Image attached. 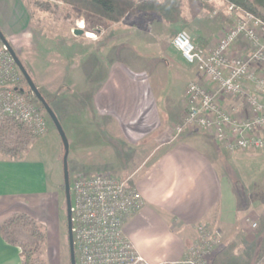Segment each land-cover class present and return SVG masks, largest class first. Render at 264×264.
<instances>
[{"label":"rangeland","instance_id":"1","mask_svg":"<svg viewBox=\"0 0 264 264\" xmlns=\"http://www.w3.org/2000/svg\"><path fill=\"white\" fill-rule=\"evenodd\" d=\"M41 1L56 6L55 9L52 7L49 10H42L36 6L35 0H30L29 4L31 27L34 30L33 33L38 36L37 41L50 62L49 68L52 77L45 76L47 81L34 80L33 77L32 80L56 115L67 138L69 182L73 176L80 172H102L125 180L136 188L134 182L150 164V160H154L160 155L161 151L169 144L179 139L189 140L213 161L218 173L232 186L239 198V203L237 207L238 226L235 229L224 235L218 226L206 223L197 224L194 227V235L185 247L186 250L197 239V226L202 225L219 231L221 238L220 246L208 256V264L216 251L225 246L233 254L243 257L247 264H264V227L261 228L258 222L260 212L264 211V151L237 150L228 152L214 140L212 135L197 126L186 127L177 134L176 128L186 113L184 93L177 105L176 114H180L177 118H157L154 115L145 120V126L141 125V119H137L136 123L130 125L131 141L127 139L121 141V138L107 136L104 143L102 138L99 139L95 137L96 135L87 133L82 129V121L86 123L87 131H93V129L96 130L94 125L97 124V120L93 122L94 124L91 122L92 126L89 127L88 119L77 118L81 117L80 111L75 112L77 119H72L70 121L72 124H67L74 113L71 111L72 99L77 98V103L74 104L79 107V110L86 107L87 104H81L83 101H81L80 95L76 97L61 80L63 77L57 78L58 80H55L54 77L57 72L66 74L70 70L72 62H76L77 51L92 50L104 45L110 46L114 41V36L122 37L119 41L122 49L135 58V64H123L129 68H135L138 60L136 54L139 58L141 56L144 59L146 58L145 54L150 51L158 49L160 46L164 48L170 45L177 32L185 31L190 35L189 30L183 27L178 20L168 22L158 16L148 19L142 17L138 12L127 14L119 21H109L96 13L77 8L61 0ZM181 2V14L183 10H187L191 13L210 15L211 10L203 8L204 12L198 3L189 5L187 0ZM227 14L226 18L231 21L232 26V18L235 16H232L229 10ZM80 21L84 23L85 33L90 32L93 37H86L85 33L79 37L74 36L72 30L77 28ZM242 39L236 43L237 48L242 51L247 49L248 53V45ZM9 45L20 60L19 57H23V54H21L22 56L19 54L17 44ZM33 59L36 60L38 71L42 75L45 72V67H43L41 57L34 56ZM20 62L26 71L30 72L26 64L21 60ZM139 62L141 61L138 60L137 65L143 66ZM259 68L256 71L262 72V69ZM185 69L187 72L186 86L191 82L203 84V80L206 81V78L197 71L198 75L195 73L196 69L193 66L187 65ZM123 71L131 79L145 80L148 75L147 71L130 72L124 66ZM23 89L28 90L25 80ZM223 95L222 99L226 105H229L225 110L236 108L237 115L240 117H250V109H246L248 107L242 99ZM35 103L39 105L37 100ZM75 105H73L74 108ZM44 114L47 119V128L41 137L32 136L25 128L16 124H6L0 127V158L24 159L41 163L46 171L40 191L9 200L11 206L0 214V228L3 236L11 243L16 244L20 252H31L29 264H70L62 168L64 150L53 122L45 111ZM143 129L147 132L144 134L138 132ZM116 144L120 146V150ZM147 158L148 162L142 166L143 161ZM242 218H244L243 223ZM253 224H255L254 227ZM173 227L178 228L176 225ZM143 264L146 262L144 261Z\"/></svg>","mask_w":264,"mask_h":264},{"label":"crops","instance_id":"2","mask_svg":"<svg viewBox=\"0 0 264 264\" xmlns=\"http://www.w3.org/2000/svg\"><path fill=\"white\" fill-rule=\"evenodd\" d=\"M187 1L189 5L198 3L202 10L208 6L213 8L209 16L183 10L178 19L189 30V36L198 48L210 50L231 26V21L226 18L229 4L224 0ZM29 4L30 0H0V32L9 44H17L19 54H23L19 58L34 80L47 81L45 76L52 77L50 62L37 41L38 36L33 33ZM120 39L122 37L114 36L110 46L77 51L76 62H72L70 70L54 75L55 80L63 77L61 80L76 97L80 95L81 104H87L79 110L75 105L77 98H73L71 111L74 113L67 124H72V119L82 118L88 119L90 127L91 122L97 120L96 130L87 131L84 121L82 129L102 138L103 142L107 136L131 141L130 125L137 119L145 126L144 122L150 116L177 118L180 115L176 114L177 105L187 82L185 68L188 64L171 44L150 51L144 59L136 54L143 66L137 65V60L136 67L129 68L123 63L135 64V58L122 49ZM239 40L228 51L230 56L240 57L247 53V49L237 48ZM34 56L41 57L45 67L42 75ZM123 66L130 72L147 71V78H128ZM258 67L255 65L254 71ZM203 82L206 88L213 89L209 82ZM243 85L247 92H255L252 83L244 82ZM222 96L218 97L220 104L223 108L229 107ZM76 111H80L81 117H75ZM138 132L144 134L147 131ZM116 146L121 149L118 144ZM148 160L145 159L142 166ZM150 161L134 182L144 205L126 220L123 227V233L146 264H171L180 260L197 224L218 226L224 235L238 226V196L218 173L213 161L195 144L179 139ZM45 174L41 163L0 158V214L11 206L9 200L40 191ZM175 225L178 228L173 227ZM0 264H21L19 247L9 243L1 233Z\"/></svg>","mask_w":264,"mask_h":264},{"label":"built area","instance_id":"3","mask_svg":"<svg viewBox=\"0 0 264 264\" xmlns=\"http://www.w3.org/2000/svg\"><path fill=\"white\" fill-rule=\"evenodd\" d=\"M233 24L210 50L198 48L185 31L177 32L172 47L188 65L206 78L213 89L189 83L184 91L186 113L176 133L197 126L212 135L228 152L264 151V21L230 5ZM239 14V15H238ZM79 23L77 24V28ZM83 29V28H80ZM243 38L248 45L245 56L228 54ZM257 65L262 69L254 71ZM24 78L13 57L0 41V127L16 124L32 136L46 132L47 119L31 95L23 89ZM244 82L254 85L249 93ZM242 99L251 115L225 110L219 95ZM71 233L75 264H143V259L123 233L126 220L143 206L137 189L107 173H77L70 182ZM255 224H253V227ZM221 243L219 231L197 226V239L173 264H208V256Z\"/></svg>","mask_w":264,"mask_h":264},{"label":"trees","instance_id":"4","mask_svg":"<svg viewBox=\"0 0 264 264\" xmlns=\"http://www.w3.org/2000/svg\"><path fill=\"white\" fill-rule=\"evenodd\" d=\"M77 8L86 9L90 12L96 13L102 18L109 21H119L127 14L140 13L142 17L153 19L154 17H162L165 20L176 21L181 15L182 0H61ZM206 2L209 0H200ZM229 6L239 8L241 11L249 13L256 18L264 21V0H224ZM35 4L42 10L50 9L51 4L35 0ZM212 7H207V10H212ZM27 73L32 78L31 73L27 70ZM27 95H31L34 100L36 98L30 93V90L26 91ZM47 102V101H46ZM41 111H45L43 106L39 103ZM259 226L264 227V211L260 212L258 216ZM0 233L1 228H0ZM3 235V234H2ZM4 237V236H3ZM5 238V237H4ZM6 239V238H5ZM7 240V239H6ZM8 241V240H7ZM11 243L10 241H8ZM14 244V243H11ZM16 245V244H15ZM31 252L21 251L20 259L21 264H29ZM209 264H247L245 259L241 256L233 254L227 246L219 251H216L215 255L211 259Z\"/></svg>","mask_w":264,"mask_h":264},{"label":"water","instance_id":"5","mask_svg":"<svg viewBox=\"0 0 264 264\" xmlns=\"http://www.w3.org/2000/svg\"><path fill=\"white\" fill-rule=\"evenodd\" d=\"M72 33L75 36H81L85 33L83 29L80 28H74L72 30ZM0 41L5 45L11 56L13 57L18 69L20 70L29 90L32 95L36 98V100L43 106L46 114L49 116L51 121L53 122L58 135L61 139V143L63 146V157H62V168H63V186H64V194H65V201H66V222H67V240H68V248H69V261L70 264H75V254H74V245H73V237L71 233V196H70V182L68 178V164H67V157H68V141L65 136V133L63 131V128L61 124L59 123V120L57 119L56 115L50 108L49 104L46 102L45 98L42 96V94L39 92L37 86L33 82L32 78L27 73L24 66L21 64L20 60L15 55L14 51L10 47L9 43L3 36V34L0 32Z\"/></svg>","mask_w":264,"mask_h":264},{"label":"bare ground","instance_id":"6","mask_svg":"<svg viewBox=\"0 0 264 264\" xmlns=\"http://www.w3.org/2000/svg\"><path fill=\"white\" fill-rule=\"evenodd\" d=\"M79 28H84V23L81 21L80 23H79V26H78ZM85 36H87V37H93V34L92 33H90V32H86L85 33Z\"/></svg>","mask_w":264,"mask_h":264}]
</instances>
